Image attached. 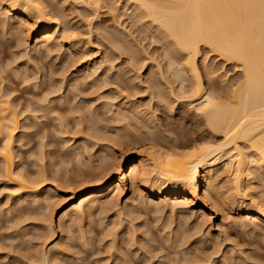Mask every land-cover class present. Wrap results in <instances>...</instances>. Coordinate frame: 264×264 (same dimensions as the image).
Instances as JSON below:
<instances>
[{"label": "rangeland", "instance_id": "1", "mask_svg": "<svg viewBox=\"0 0 264 264\" xmlns=\"http://www.w3.org/2000/svg\"><path fill=\"white\" fill-rule=\"evenodd\" d=\"M44 1L68 34L48 50H34V32L22 34L16 14L0 12V18H13L10 29L0 26V88L18 89L11 97L19 96L12 104L19 115L14 167L35 184L22 194L0 172V264H264V224L252 221L239 202L232 207L224 201L230 183L222 170L214 176L220 191L214 189L206 216L191 202L160 206L162 199L148 200L144 189L130 194L129 183L118 201H112L117 194L103 197L83 219L75 213L61 227L68 182L100 173L101 164L113 162L128 144L170 150L211 138V132L198 116L196 98L184 90L191 87L189 74L134 5ZM86 64L92 72L83 71ZM198 64L207 94L208 72L223 89L241 76L236 65L206 49ZM251 170L250 190L261 202L264 169ZM247 208L255 206L248 202Z\"/></svg>", "mask_w": 264, "mask_h": 264}, {"label": "bare ground", "instance_id": "2", "mask_svg": "<svg viewBox=\"0 0 264 264\" xmlns=\"http://www.w3.org/2000/svg\"><path fill=\"white\" fill-rule=\"evenodd\" d=\"M118 1L134 5L138 16L158 28L162 34L160 38L170 45L175 63L182 66L184 75L189 74L192 80L188 79L191 81L188 89L184 85L185 76L181 81L182 86L191 92L190 97L196 98L198 116L203 118L211 138L198 137L181 142L170 150L153 145L129 149L128 144L127 149L118 156L113 155L115 161L109 159L110 164L106 161L101 164L100 173L85 175V180L80 183L67 180L69 186H66L68 190L65 193L70 196L64 197V200L62 198L63 203L60 202L64 205L60 210L61 227H68V219L75 213L78 219H83L86 216L85 209H93L103 197L117 194L111 199L118 201V196L129 183L130 194L144 189L148 200L162 199L160 206L161 203L168 205L170 201L175 202L173 205H178L177 201L186 202V205L191 202L194 210L206 216L208 202L217 188L214 176L221 170L227 174L230 183L227 197L223 194L226 197L224 201L232 207L235 202H239V209L246 211L252 221L264 224V199L256 202L250 190L253 186L252 167L264 169V0ZM48 10L44 0H0V12L16 14L21 21L19 31L22 34L27 33L29 36L28 32H34V50L43 45L48 50L52 42L68 37L61 20L57 19L60 15L56 16L53 14L55 12ZM11 19L6 16L0 18V26L10 29ZM70 45L73 50L77 48L73 42ZM203 49L210 51L226 65H236L241 76L233 82L229 81L231 85L223 89L211 79L212 75L208 72L211 93L207 94L203 71L198 66ZM91 68L86 64L83 71L88 73ZM16 91L18 89L15 90L12 85L0 88V158L3 164L0 172L10 182L19 185L23 194L32 191L35 184L23 172L15 171L14 167L13 141L19 130V115L13 110L12 104L19 96L11 97ZM248 202L255 209L249 210ZM52 249L57 251L58 245L52 246Z\"/></svg>", "mask_w": 264, "mask_h": 264}]
</instances>
